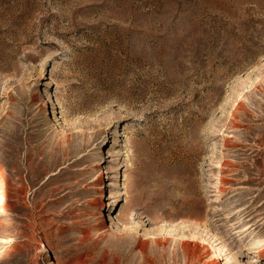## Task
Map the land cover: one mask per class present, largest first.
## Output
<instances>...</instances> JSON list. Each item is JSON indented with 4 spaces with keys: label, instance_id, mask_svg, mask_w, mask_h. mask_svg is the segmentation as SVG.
Instances as JSON below:
<instances>
[{
    "label": "rangeland",
    "instance_id": "374dc122",
    "mask_svg": "<svg viewBox=\"0 0 264 264\" xmlns=\"http://www.w3.org/2000/svg\"><path fill=\"white\" fill-rule=\"evenodd\" d=\"M34 87L0 264H264V0H0V130Z\"/></svg>",
    "mask_w": 264,
    "mask_h": 264
},
{
    "label": "bare ground",
    "instance_id": "6f19581e",
    "mask_svg": "<svg viewBox=\"0 0 264 264\" xmlns=\"http://www.w3.org/2000/svg\"><path fill=\"white\" fill-rule=\"evenodd\" d=\"M39 93H40L39 88H36V87L32 88L31 90L24 92L23 96L21 97L20 101L17 104L16 110L13 112L12 117H10V120L0 130V145L7 144L8 140H9V135L15 131V128H16L17 124L19 123V119L21 117H23L25 106L27 104L29 105L31 101L36 100L37 95ZM47 104L52 106V109H53L52 117L54 120V126L56 127V130L58 132H63L62 123H61L63 120V117H60V115L56 111V109H57L56 106L57 105L60 106L59 98L57 96H52L51 99L47 100ZM0 117H1V115H0ZM5 181H6V173H5V171H3L2 180L0 182V191H1L0 197L1 198H3V188L5 186ZM219 188H221V187H219ZM96 216H99V214H97ZM104 217L105 216H103V214H102V218H104ZM215 253H217L220 256V250L219 249H215ZM211 263L218 264V261L215 260Z\"/></svg>",
    "mask_w": 264,
    "mask_h": 264
},
{
    "label": "trees",
    "instance_id": "16d2710c",
    "mask_svg": "<svg viewBox=\"0 0 264 264\" xmlns=\"http://www.w3.org/2000/svg\"><path fill=\"white\" fill-rule=\"evenodd\" d=\"M27 106H28V104L25 106V108H24V112H25V110H26ZM9 137H10V135H9Z\"/></svg>",
    "mask_w": 264,
    "mask_h": 264
}]
</instances>
